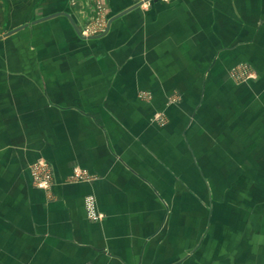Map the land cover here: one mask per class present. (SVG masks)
I'll use <instances>...</instances> for the list:
<instances>
[{"label": "crops", "instance_id": "1", "mask_svg": "<svg viewBox=\"0 0 264 264\" xmlns=\"http://www.w3.org/2000/svg\"><path fill=\"white\" fill-rule=\"evenodd\" d=\"M141 2L0 0V264H264V182L201 164L184 133L196 106L167 99L242 89L222 64L264 58V0ZM189 71L207 85L190 91ZM76 166L95 178L72 180Z\"/></svg>", "mask_w": 264, "mask_h": 264}, {"label": "rangeland", "instance_id": "2", "mask_svg": "<svg viewBox=\"0 0 264 264\" xmlns=\"http://www.w3.org/2000/svg\"><path fill=\"white\" fill-rule=\"evenodd\" d=\"M141 1L145 4L150 0ZM107 31L104 27V29L80 30L79 33L82 36H99L105 35ZM254 52L248 59H233L222 64V69L226 68V81L229 80L232 85L242 86L240 91L233 94L234 96L228 94V97H225L221 92L192 96L190 92L182 94L174 89L167 97L171 105L183 102L190 106L194 103L196 106L194 111L185 110L183 118L185 136L193 140L192 145L200 153L201 164L208 162L213 164L215 161L217 165L230 166L234 182L235 177L237 181L242 177L247 178L249 183L260 180L264 182V58H262L263 54L258 52V48L254 49ZM220 65L215 64L213 70L218 71ZM202 74L203 72L200 71V78H197L189 71L184 77V83L189 85L190 91L193 83L201 85L205 81L207 85L208 77L203 79ZM208 88L212 89L211 84ZM195 95L200 98L198 104H195ZM230 96L233 104L228 106L229 109L214 105V103H223L225 99L229 100ZM139 97L150 100L153 95L151 91L142 90L139 92ZM238 97L243 99L242 104L238 102ZM152 119L164 126L169 122L170 115L161 110L153 113ZM243 167L247 168V174H244ZM93 176L95 178L94 174ZM252 192L249 191V194ZM88 196L94 197V209L97 214L91 216L87 212L89 218L101 219L103 213L97 207L95 195H87L85 200Z\"/></svg>", "mask_w": 264, "mask_h": 264}, {"label": "built area", "instance_id": "3", "mask_svg": "<svg viewBox=\"0 0 264 264\" xmlns=\"http://www.w3.org/2000/svg\"><path fill=\"white\" fill-rule=\"evenodd\" d=\"M99 29H104L100 27ZM30 173L33 183L43 189L49 190L54 181L53 168L46 158H39L30 165ZM93 174L86 168L76 166L71 175V179L75 181H84L93 179ZM94 197L88 196L85 200L87 212L91 216H97L94 209Z\"/></svg>", "mask_w": 264, "mask_h": 264}]
</instances>
